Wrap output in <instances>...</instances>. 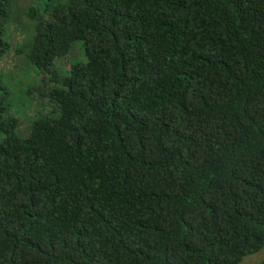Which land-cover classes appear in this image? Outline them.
<instances>
[{"label":"trees","instance_id":"1","mask_svg":"<svg viewBox=\"0 0 264 264\" xmlns=\"http://www.w3.org/2000/svg\"><path fill=\"white\" fill-rule=\"evenodd\" d=\"M20 10L0 0V64ZM32 13L17 53L49 72L54 110L19 136L0 79V264L259 253L264 0H42Z\"/></svg>","mask_w":264,"mask_h":264},{"label":"rangeland","instance_id":"2","mask_svg":"<svg viewBox=\"0 0 264 264\" xmlns=\"http://www.w3.org/2000/svg\"><path fill=\"white\" fill-rule=\"evenodd\" d=\"M20 1L19 18L10 27L13 48L2 59L0 79L5 81L11 92L12 114L19 120L18 134L26 138L29 136L31 125L37 119L52 115L54 106L49 94L54 88V83L50 82L48 71L35 69L29 65L23 54L17 53V49L27 42L35 30L32 10L38 7L42 0ZM80 54V49L74 47L69 55L56 59L53 71L60 76L68 75L70 63L77 61ZM263 261L264 247L259 253L247 256L241 264H261Z\"/></svg>","mask_w":264,"mask_h":264}]
</instances>
